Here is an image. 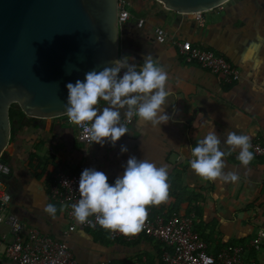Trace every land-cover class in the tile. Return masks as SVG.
<instances>
[{"label":"crops","instance_id":"crops-1","mask_svg":"<svg viewBox=\"0 0 264 264\" xmlns=\"http://www.w3.org/2000/svg\"><path fill=\"white\" fill-rule=\"evenodd\" d=\"M130 1L132 17L123 25L122 52L139 66L145 55H150L165 69L167 89L172 93L166 113L172 119L153 127L138 123L137 117L126 125L122 117L130 133L115 147L111 143L84 147L78 139V127L69 124L66 117L39 120L26 116L14 125L5 154L12 168L7 181L8 213L28 228L66 241L81 264L105 260L113 264H161L163 246L158 241L112 240L100 230L87 229L71 219L67 207L49 191L59 171L81 175L84 169L95 168L114 184L127 160L135 156L169 168V200L149 206V210L188 216L195 214L193 207L197 206L193 229L208 244L209 252L242 246L248 249L250 264H264V243L260 250L249 249L264 232V159L254 156L249 165L243 166L237 159L239 150L227 155L224 171L238 174L239 180L234 183L205 181L190 167L191 147L206 136L210 124L225 152L228 146L223 143L232 131L264 146V89L260 87L264 85V0H231L222 9L207 13L203 27L198 24V15H179L156 0ZM139 19L145 20L142 28L137 26ZM157 28L226 58L241 71V81L227 85L221 76L197 64L187 65L176 46L157 42ZM103 106L107 105L101 101ZM121 145L128 152L121 153ZM49 203L57 208L55 217L44 211ZM1 228L10 236L5 221ZM0 260L2 264H16L1 250Z\"/></svg>","mask_w":264,"mask_h":264},{"label":"clouds","instance_id":"clouds-1","mask_svg":"<svg viewBox=\"0 0 264 264\" xmlns=\"http://www.w3.org/2000/svg\"><path fill=\"white\" fill-rule=\"evenodd\" d=\"M111 64L100 71H89L84 81L66 85L65 114L92 142L101 146L111 143L115 147L130 133L122 117L131 120L135 116L138 123H150L153 127L169 123L172 117L166 109L172 93L167 89V72L150 55H145L139 68L127 56ZM260 87L264 89V85ZM101 101L107 106L101 107ZM226 137L223 144L228 146L227 152L222 150L221 138L210 124L206 136L191 147L190 167L203 180L237 182L239 176L235 171H224L225 157L234 151L239 150L237 159L243 166L254 159L250 136L232 131ZM126 152L128 148L121 145V153ZM168 179L167 166L158 167L148 159L135 156L127 160L123 174L114 184L109 183L104 172L84 169L79 180L81 198L71 208L80 224H92L89 218L95 216L96 222L112 233L135 235L147 220L148 207L168 202ZM44 211L55 217L57 208L49 203Z\"/></svg>","mask_w":264,"mask_h":264},{"label":"water","instance_id":"water-1","mask_svg":"<svg viewBox=\"0 0 264 264\" xmlns=\"http://www.w3.org/2000/svg\"><path fill=\"white\" fill-rule=\"evenodd\" d=\"M156 1L179 15H197L231 0ZM118 6V0H0L2 163H7L14 104L29 118L66 117V85L124 57Z\"/></svg>","mask_w":264,"mask_h":264},{"label":"built area","instance_id":"built-area-1","mask_svg":"<svg viewBox=\"0 0 264 264\" xmlns=\"http://www.w3.org/2000/svg\"><path fill=\"white\" fill-rule=\"evenodd\" d=\"M118 22L123 26L131 19L130 0H118ZM224 5L217 9H222ZM216 10V9H215ZM206 13L197 14L198 24L203 27L206 22ZM144 19H139L137 26L142 28ZM155 37L158 43H171L178 48L179 56L187 65H199L213 75L221 76L227 85H234L241 81V71L232 65L226 58L212 51L194 45L191 41H179L171 36L166 29L157 28ZM67 122L69 118L66 116ZM131 120L124 119L126 125ZM78 127V126H77ZM79 142L87 147L92 142L81 128L78 127ZM253 155L264 159V146L259 142H252ZM12 175V168L0 159V250L3 255L16 264H81L76 258L70 245L64 240L48 237L37 228H28L17 216L8 213L10 194L6 178ZM80 174L59 171L52 181L49 191L69 211L71 219L75 218L71 205L79 201ZM148 217L142 230L135 235L125 236L122 233H112L108 230V237L112 240L132 242L140 238L154 239L162 243L160 260L163 264H250L248 249L242 246H227L217 255L209 253L208 244L194 232L195 214L171 215L156 214L147 209ZM92 224L85 223L84 227L90 230L103 229L95 220L89 218ZM6 222L10 229V236L2 232V224ZM71 231L74 227L70 228ZM264 243V232L252 242L249 249L260 250ZM98 264H113L105 260ZM140 264V263H134Z\"/></svg>","mask_w":264,"mask_h":264},{"label":"trees","instance_id":"trees-1","mask_svg":"<svg viewBox=\"0 0 264 264\" xmlns=\"http://www.w3.org/2000/svg\"><path fill=\"white\" fill-rule=\"evenodd\" d=\"M25 117H26V115L22 112V110L20 109V107L17 104H14L11 107V109H10V119H11V124H12V132L14 130V125H16V122H21ZM198 211H199L198 207L194 206L193 207V212L195 213V217H197L196 215H197ZM153 213H154V215H156L155 212H153ZM103 229H99V230L102 233H104V234L106 233L108 235V230H106V229L103 230ZM154 241H156V240H154ZM158 244H159V246H163L162 243L160 244V242H158ZM160 252H162L161 251V247H160ZM209 253H211V252H209ZM218 253L219 252L211 253V254L217 255ZM160 255H161V253H160ZM161 264H163V263L161 262Z\"/></svg>","mask_w":264,"mask_h":264},{"label":"rangeland","instance_id":"rangeland-1","mask_svg":"<svg viewBox=\"0 0 264 264\" xmlns=\"http://www.w3.org/2000/svg\"><path fill=\"white\" fill-rule=\"evenodd\" d=\"M208 16V15H207Z\"/></svg>","mask_w":264,"mask_h":264}]
</instances>
